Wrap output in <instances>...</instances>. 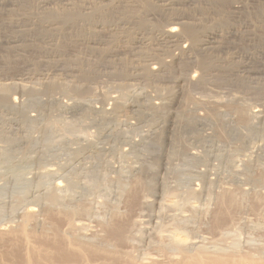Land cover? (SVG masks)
<instances>
[{
	"label": "rangeland",
	"instance_id": "obj_1",
	"mask_svg": "<svg viewBox=\"0 0 264 264\" xmlns=\"http://www.w3.org/2000/svg\"><path fill=\"white\" fill-rule=\"evenodd\" d=\"M46 1L50 4L53 3V4H51V8L54 9L55 12L58 11L57 13L60 15H58L56 13L53 14V13H49V12H45V11H40L39 10L40 8L38 7L37 4H36L37 6L32 7L33 2H31V1H28L26 3V5H25V3L20 2L19 4H16L14 6L16 8L13 7V9H11V7H9L10 9H8L7 6H6L7 9L5 7H1L4 9L0 8V76H1L0 78H2V77H3L2 79H9V78H14V77L16 78L17 74H20V72H22L23 74H25V72H28V73H26L28 76H29V74H30V76H33V75H36L37 73H41L40 71H42V69H44V66H47L46 68L50 67L49 69H55L56 67H58L60 65V66H65L66 69L71 68L73 70H77V69H80L78 66L79 62L89 61L91 64H94V67L95 66L98 67L97 68L98 72L94 76L93 80H91V81L88 80L87 83L81 81L80 84H82L84 86L89 85L92 88L94 94L98 93V94H96L98 96L102 94L101 96H99V101L95 103V104H97V103H99V104H97V105L94 104V107L97 106L98 108H100L101 106H106V107L112 108V105L110 104L111 102L108 100L111 90L109 91V88H107V86L113 87V86H116V84L117 85L122 84V83L125 84V80H124L125 77L129 76L130 74H135L137 72L136 71L137 68H139L142 65L141 62L143 61V59H145L144 57H151V56H155V54L156 55L158 54L157 55L158 57H156L158 62H157V65H155L158 68H161V66L163 68L164 64L165 65L172 64V62H175V61H177V59H181V57H182L181 56L182 54L180 53V51H178L179 48L177 49L175 47H173V48L171 47L172 48L171 49V48H167V47L163 46L161 43L155 42L156 41L155 38L157 37L159 32L158 31H154V32L151 31L152 34H149L148 31L145 30L146 26L142 23H136V25L132 24L133 26L132 25L129 26V25H127V23L126 24L125 23H118L116 29L113 28L110 31L113 34L110 33L109 31H103L104 33L107 32L106 34H109V35H106L103 32H100L101 34H99L95 29V32H97L96 36H97V34L102 35V37H105V36L109 37L110 35H112V36H110V42L107 40L105 42V40L101 37L104 41L103 45L101 43V47H100V44H98V45H95L96 48H94L95 46H94V44H92V41L95 40L96 42H99V41H102V39L100 38V40H99L97 38L98 39L97 40V39L92 38L90 41L91 36L89 35V37H88L89 39L86 38V36L84 34L85 30L84 31L83 30L78 31L79 32L78 33L77 30L75 29L76 26H78V25H79V27L82 26L83 28H86V25H85L86 23L85 24L84 23L79 24V22H77L78 25H76V26H75V22L73 20H69V21L64 23V21H62L59 18L72 19L71 18L72 16H69V14L66 11H62V9H66L67 7L64 6L65 7L64 8L62 5V2L60 0H58V1L57 0L56 1L55 0H53V1L46 0ZM75 1H76L75 5L81 8L82 6L85 5L84 2H92L93 0H75ZM118 1L120 2V0H118ZM121 1H123V0H121ZM134 1H136V0H134ZM155 1H157L158 5L161 1H164L163 3L162 2L160 3V5L162 4V6L165 4H170V3L174 4L173 6H171L172 10H166V11L171 12L170 17H168V18H176V16L177 17L178 16L179 17H185V18H192V17L195 18L196 17L197 23H200L198 26V31L202 30L201 32H203L204 34L207 32V33H209L207 35H210V33H211V34H215L217 36V39H218L217 41L219 43L217 46L216 45L215 46L217 48L221 47V49H217V50L216 49H208V50H205V52L208 51L211 55H213V56L216 55V57L214 58L215 62L221 61L220 64H223V66L226 67V69H224V71L225 70L228 71L229 68L234 69V70H238L239 67L241 66V63L242 64L245 63L248 66L251 65V66H254L257 68L260 66L261 67L264 66V0H154V2ZM91 4L95 7L99 6V4L96 0H94ZM236 5L241 10L240 9L234 10V6H236ZM232 6H233V8H232ZM160 7H159V9H160ZM260 7H262L263 9L259 10ZM37 8H38V10H37ZM162 8L167 9L168 7H162ZM168 9H170V8H168ZM32 10H33V12H31ZM109 10H110V8H109ZM233 11H234V13H233ZM236 11L239 13H237ZM61 12H63V13H61ZM64 12H66V13L64 14ZM117 12L118 11H116V12L114 11V13L113 12L111 13V11L105 12L107 14H105V13L100 14L99 12H94L93 14H91L89 16V18H94V17L96 18L99 15L101 16V15L105 14L104 16H102L103 19H107V18L112 16L109 19L113 20L114 18H117V16H118L117 19H121L119 21H122L123 19H125L124 22H127L129 20V17H131V15L129 13H128L129 16L127 15V12H122V13H120L121 11L118 13ZM151 12L157 13L158 11L157 12L151 11ZM108 14H110V15L112 14V15L108 16ZM114 14H115V17H113ZM94 15H96V16H94ZM121 16H123V17H121ZM126 17L128 19L127 21H126ZM78 18H81V16ZM84 18H86V17H84ZM146 18L151 19L152 17L148 16ZM75 19H76V17H75ZM109 19L106 22L110 21ZM51 20H53V21H51ZM59 20H61L62 22ZM184 21H186V20H184ZM53 25H55V26H53ZM101 25H105V24L101 23ZM14 26L15 27L16 26L17 27L22 26L24 28H20L21 29L20 30L17 27L13 28ZM68 26H69V28H68ZM73 26L75 27V28H73V30L75 29L76 33H75V30L74 31L72 30ZM118 27L120 28V30ZM133 27H135V29ZM50 28L52 30L60 29L59 31H61L63 29L62 30L63 32L60 33L59 31H57V32L52 31ZM65 28H68V29L66 30ZM141 28H142V30H141ZM205 28L207 31L205 30ZM138 29L141 31V33H140V31H138ZM144 30L147 32V34H145ZM179 30L180 31L178 33H181L182 28L180 27ZM204 30L206 32H204ZM127 31H129V34ZM118 32L120 34H118ZM21 33H22V35H21ZM142 33H144V34L141 35ZM79 34H81V36ZM126 34L130 37H126L127 36ZM114 35H116V36L114 37ZM154 35H156V36H154ZM57 36H59V37H57ZM78 36H80V37H78ZM84 36H85V38H84ZM141 36H143L144 38H142ZM81 37H83V38H81ZM134 37H135V39H134ZM11 38H13L12 40L16 41V43H14V45L12 44L13 47H12V45L9 46L8 44H5L6 46L2 45L6 41L10 40ZM136 38H137V40H136ZM146 38H148L149 42H147ZM183 38H181V40L183 42L181 41L182 43L181 42L180 43L183 46L185 44V46H186L185 48H187L188 50L190 49V47H191V49H193L194 43L185 36H183ZM120 39H121V41H120ZM140 39L142 40V43L144 42L143 44L137 43V41ZM151 39H152V42H151ZM18 40H19V42H18ZM77 40H78V42H77ZM80 40H84L85 41V42L83 41L84 44H82V42ZM115 40L117 42H115ZM155 44L159 45V46H156ZM113 45H114V48L112 49L111 47H113ZM84 46H85V48H84ZM102 46H103V48H102ZM105 46H107V48H104ZM141 46L144 48H141ZM215 46H212V47H215ZM136 47H137V50H136ZM12 48L14 49L13 50L14 53L12 51ZM90 48H93V49H91V51H90ZM100 48H102V49H100ZM157 48H159L160 51H154ZM108 49H110L111 51ZM101 50L103 51L101 53H103L104 55L105 54L108 55V56L103 55L105 60L103 58L99 59L98 57H96V55H97L96 53L100 52ZM131 50L134 53H131ZM15 52H17L16 56H15ZM159 52H161V53H159ZM66 55H68V56L70 55V56L68 57ZM161 55L162 56L164 55V56L162 57ZM176 55H178V56H176ZM183 56H184V58L187 57L190 62H188V64L185 66L182 65L181 68H188V69H186L188 71V74L193 73V75H195L193 80L199 81L201 79L200 77H203V69L199 65L200 62L203 60V59H201L202 57L199 56V58H197L198 59V61H197V59L196 60H195V58L193 59V57H195V55H192L191 52H188L187 54H185ZM151 58H153V57H151ZM98 61H101V62H98ZM103 61L106 62V64H104V66L102 63ZM63 62H65L66 64ZM76 62H77V64H76ZM111 62H112V64H111ZM122 62L125 65V66H123V67H125L124 70L128 71L127 72L128 75H114V73H115L114 70L117 71L118 68H121ZM191 62H193V63H191ZM97 63H99V64H97ZM114 63H117V64H114ZM197 63H198V65H197ZM250 63H252V64H250ZM113 64L116 66H113ZM131 64H134V66ZM217 64H219V63H217ZM215 65H216V63H215ZM73 66L75 67V69ZM237 67H238V69H237ZM84 68H87V66H85ZM111 68H113L114 70H112ZM107 69L110 72L112 71L113 73L112 72L110 73ZM176 69H177V71L175 70L176 74L174 73L175 77L180 76V74L178 73V67L177 66H176ZM190 70H192V71H190ZM98 73L100 76L98 75ZM164 74H165V76L162 75V77L160 79L154 80L156 82V84H154V85L155 86L157 85L156 87L154 85H147L148 87L147 88L145 87V88H146V91L147 90L150 91L149 93H151V95L154 97L156 96L155 94L158 92L155 88H159L160 90L162 89L163 91L166 90L165 91L166 94L165 93L164 94L167 96V98L169 96V93H171L172 91L174 93V90H175V93L179 94V96L182 94L180 97L181 99L178 96L177 99L174 98V100L171 101L172 103L174 102L175 105H174V108L172 110H169L171 112L169 113V115H167V116H171V117L167 118V119H169L168 120L169 123L170 124L172 123L174 125L177 123L176 124L177 126L179 124V121H180V125L184 124V123H181L184 121L176 119V117L174 116L175 113H173V110L175 112L176 109L182 110V108L186 109V107H187L186 110L195 109L196 110L195 114H197L199 117L200 116L201 117H208V118L211 117L214 122L217 120V119H215L216 118L215 117L216 115L214 114L215 111H228L230 109L229 111H230V114L232 113V116L230 115L231 117L229 116V118L235 119V122H237L239 120V116L234 111V107L236 105L232 101L237 100L238 97L241 96L240 97L241 99L239 98V100H243L245 102L244 106H246L248 109L252 105L257 103V100L258 101L261 100V97L258 96L257 92H255V91L250 92L249 89H247L246 87L244 89L240 88L239 82L234 81V83L236 85L234 83L230 82V81L235 79L234 76L228 78L229 83L225 82V81H220V80H219L220 82L214 81V80H216V79H213L214 78L213 76H215V75H213V76L211 75L212 78L210 76H208V77H210L209 80H213V81L207 82L208 86L206 85V88L208 90L206 89L207 91H204L202 93V91H198V89H195L194 90L195 92L192 91L191 92L192 94H191L190 92L186 93L185 89H190V88L192 89V87H190V86H193L192 84L189 85L187 83V84H185L186 86L185 85L178 86L180 89L176 85L172 84L171 82H170V84L173 87L169 86L170 85L169 81L166 82V80L170 76H167V73H164ZM14 75H16V76H14ZM242 75L243 74L241 73L240 76H242ZM231 78H233V79H231ZM54 79L57 82H63L65 84H71V83H76L77 81H80V80H78V78L73 79L75 81H73L72 79L62 81L60 79L58 80L56 77ZM54 79H53V81H54ZM98 80H100V81H98ZM103 80H105V81H103ZM41 81L40 82L43 83V80H41ZM67 81H69V82H67ZM101 81H102V83L100 84ZM157 81H158V84L159 83L161 84V86H160V84L159 85L157 84ZM7 82L10 83V81L0 82V83L1 84L2 83L8 84ZM92 82H93V84H91ZM106 82H108V83H106ZM95 83H97V84H95ZM109 83H111V84H109ZM227 83H228V85H227ZM11 84H12V82H11ZM86 84H88V85H86ZM102 84H104L103 87H102ZM165 84L167 87H164ZM187 85H188V87H187ZM6 87L8 88L7 93L9 95H11L12 98L13 97L16 98V103L18 106H21V105L26 103L25 102V101H27L26 97H21L18 90H15L14 87L11 85H8ZM163 87L165 88V90L163 89ZM184 87H186V88H184ZM95 88L98 90H95ZM166 88H168V89H166ZM170 89H172V90H170ZM103 91H104V93H103ZM199 93H201V94L199 95ZM215 93H217V95ZM233 94L235 95V97L233 96L235 98V100H234V98L232 99ZM54 96H56V98H59V96H61V95H60V93H55ZM103 97H104V99H103ZM67 98L68 97H63V101L66 102ZM42 99L44 102H48V100H49V99H47V97H44ZM182 99H184L185 101L183 102ZM186 99H187V101H186ZM215 99H217V100H215ZM255 99H256V102H255ZM102 102H103V104H102ZM175 102L178 104V106ZM189 103H191V104L188 105ZM213 103L216 106L218 105L217 106L218 109L220 107L221 110L216 109V106ZM107 105H109V106H107ZM179 105H184V106H180L181 107L180 108ZM212 107L215 109L213 110ZM231 108H233V109H231ZM26 110L28 111L27 114L29 115V117H31V115H32V118H35L38 116V113H39L38 110L33 109V108H28ZM211 110H213V111L210 113ZM35 112H37V113H35ZM125 113H127V112L125 111ZM125 113L123 112V113H117V115L115 114V116H116L115 118L116 119L119 118L120 120L117 119L119 122L122 121V123H121L122 126L120 125V128H118V129L120 130V132H122V136L125 137V141H122V143L118 142L120 145L119 144L116 145V146H119V149H120L119 153H121V154H119L118 152H115L108 157L106 156V158L103 160V168H101V170H100V176L96 177V183L97 184L94 187H90L91 188L90 192L86 193L87 195L86 194L84 195L83 199H85V200L82 199L84 201V203L86 204V205L85 204L84 205L88 209L87 217L86 216L81 217L82 221L83 222L85 221L84 222L85 224L88 223V224H86L87 225L86 228L88 230L85 229V231L83 230L82 233L87 234L88 235V236L86 235L87 237H90L89 235L92 233L91 234L92 238L98 237L100 241L102 239L103 242H107V243L109 242L108 244L112 245L114 242L113 241L110 242V240H112V239L107 234L108 233L107 232V226L110 228V226L113 224V221L117 219L118 221L116 220L117 222H114V223H119V224H121V222L123 223V226H125V232H127V234L126 233L125 234H126V236L129 234L128 236L130 237L131 241L125 245L115 243L113 245H118V246L114 247L112 245V248H115L114 251L116 253L126 252L135 261L136 264L140 263V261L142 260L141 259L142 257H140V251H138V250H140V248H138L140 243H138V242L140 241V239H142V237H144V236L145 237H154L153 235L157 236L158 233L161 234V236H163V237L171 236V235L175 234V232L177 231V227H180V228L182 227V230L184 231V233L186 235L185 238L186 239L188 238L187 240H193V241L195 240L197 242H201L202 246L204 248H206L208 251H213L214 248L215 249H221L222 251L225 252L224 253L225 256L226 257L229 256L230 258H241L245 255H249V256H252L254 258H257L259 255L258 253L261 252V254L263 253L262 258L264 260V186L263 185H255V184L252 185L250 181H247V179L249 180V178H246L248 176H245L246 175L245 167L247 166V164L250 167L251 166L253 167V165L255 166V167H253L254 169L251 168L252 173L250 175L251 176L253 175L252 178H255V177L261 178L264 176V163H259L258 161H256V155L258 154V152H257L258 150L256 148V145H254V143H252V145L250 144L251 146L249 145V147H247V148L244 147V148H246L245 152L243 151V153H241L239 155L238 159L236 157L237 160L235 159L232 162L234 165H237V166H234L235 172H237V173L239 172L238 175L235 174L238 177L237 178V177H232V176H235L234 174H232L230 172H229L230 174L227 173L226 172L227 170L225 169L226 167H224V165H222V164L220 165L219 164L220 162H218V161L215 162L214 160H208L211 158L204 157L205 156L204 155L205 150L207 153L208 148L205 147L202 139L207 138L208 136H211L214 134V136L219 135L218 139L215 136L216 140L219 141V138H221V137H223L222 139L224 140L225 133H224L223 129H222L223 132L222 131L220 132V130H221L220 127H215V126L210 124V125H205L203 128L199 127L198 128L199 130H197L196 132L195 131L190 132L191 135H189V136H187L189 133H186L183 131L180 133L181 135L177 133L179 131L176 132L180 136L175 135L176 133L175 134L173 133L174 136H173V134L170 135L171 137L172 136L175 137L174 140H172V141L176 145H178L177 142H179L182 138L185 139V140L182 139L179 142V145H181L180 143H182L181 146H182L183 150H184L183 145L185 146L187 144L185 146V150H187L188 152L190 151L191 153L194 151V153L196 152L195 155L200 156V157L202 156L205 158V160L207 159L206 162L208 164L210 163L209 165H211L209 169L214 172V173L213 172L212 173L216 177L215 178L214 176H211L210 179L212 177H214V180L213 179H211V180H212V183L213 184L215 183V184L212 185V183H211V186L209 187L210 190L207 191L206 189L208 187L206 188V186H204V187L200 186L201 184L198 181H197V184L193 182V184L190 185L187 181L186 182L184 181V178L180 177V180H182V179L183 180H182V182H178L179 180L177 181L176 176L170 170L171 169L177 170V171L178 170H184L187 167L182 166V164L180 163L178 158L170 157L168 159L169 166H167L170 169L168 168L167 171H164L163 172L164 174L162 173L160 177H161V179L164 178V182L166 184H168L167 187H169L170 190L171 189L174 190L172 193H170L171 195H168V196L165 195V196H167V197L171 196L173 198V200H174L173 204L174 205L171 206V208L172 207L173 208L175 207V208H174V210L171 209L172 212L170 211V209H168L167 210L168 212L166 211L167 213H165L166 209H164V210L160 209L159 214H156L157 211L153 212L155 214L152 213L153 215H156V217H158V218H159V216L161 217V218H159L160 221L158 220V222H159L158 228L156 226L155 228H157V229L154 228L152 230L153 231L152 232L149 230V227L147 225L142 224L143 222H141V223L137 222V221H141L139 216L141 217L142 215L146 214L145 213L146 211L143 209L144 208L143 204H148V203L151 204V201H152V199H150L151 198L150 196L147 197L146 191H143L145 189L143 188V190H142L143 192L142 191H140V193L138 192L139 195L135 198L136 203H133L134 206L132 204L133 207L130 206L129 203L127 204V200H129L130 195H131V194L129 195L128 192L131 193V192L135 191L134 189H136V191L138 189V187H136L134 181H136L135 179H137L139 177V175H138L139 173H137V171H139L138 169L141 168L140 162L136 157H133L132 155H128L126 157L122 156V153H126L129 151V148L127 146L128 143H126V141L127 142L129 140H133V141L138 140L139 141L142 138V136H145L148 134V131H147L148 129L144 128V130L141 129L140 131H133V130L129 129L128 126L123 127L124 126L123 123L125 122L124 121L125 118H126L125 120H127V122L129 121L130 123H132L131 121H133V123H136L135 119H133V118L130 119V117L132 115H130L128 113L125 114ZM211 114H214V115L212 116ZM208 115H210V116H208ZM120 116H121V118H120ZM62 117L64 118L65 122L66 121L67 122L74 121V118L70 114L64 113V114H62ZM172 117L173 118L175 117V119H173ZM229 118H227L226 121H229ZM224 123H226V122H224ZM168 124H166V125H168ZM217 125H219V124H217ZM214 127L216 129H214ZM121 128H122V130H121ZM217 128H218V130H217ZM39 129L37 127V129L35 128V130L34 129H32V131L30 130L32 133L31 132L27 133L26 137L28 139L30 138L29 139L30 142L32 141L33 143H31V145H25V149L23 151V153L24 152L26 153V151L28 149H30L32 152L29 150L30 155L29 154L28 155L34 159L41 157L42 152L44 151L43 148H40L41 144H39L40 143L39 138H41L40 131L42 130V129H40V130ZM81 129H79L75 133V135L73 134V136L69 135V134L60 135L59 133L61 131L56 133V135H59L60 138L61 137L65 138L69 135L68 136L69 139L74 140V141L75 140L79 141L81 144H84V145H86V143L92 144V145L94 144L97 147L98 146L100 147L102 145L100 143L101 141L98 140L99 139L98 130L95 127L92 128L91 125L87 124V125H83V127H81ZM127 129H129V131ZM211 130H213V131H211ZM91 132H93V136H92ZM143 132H146V133H143ZM217 133H220L221 135L217 134ZM182 135H184V137H182ZM170 136H168V137H170ZM37 137H39V138H37ZM173 137H172V139H173ZM176 139H177V142L175 141ZM222 139L220 140V142H222V143L227 142L226 141L227 138H225L224 141ZM182 141H184V142H182ZM195 141H196V143H195ZM173 143H172V146H173ZM109 144L113 145L112 143H108V145ZM199 144H200V146H199ZM235 144H236L235 147H237V148L239 146H240V148L242 147V143H238V144L235 143ZM1 145L4 146L3 144H0V148L2 147ZM32 145H34V146H32ZM28 146H30V147H28ZM172 146L170 145L171 148H172ZM106 147H108V146H106ZM76 148H78L77 144L75 146L72 145V149H76ZM22 149L23 148H21V150ZM191 149H193V150H191ZM248 149H250L251 155H250ZM255 150H256V152H255ZM246 151L249 154L246 153ZM38 152H39V154H38ZM117 154H119V155H117ZM198 154H200V155H198ZM57 156H56V158H54L52 160H51V158H49L50 161L48 159L47 160L44 159L45 161H40L41 163H39V166H35V164H36L35 163L34 166H32L29 170H27L25 172V175H23L24 177H22V181L28 182L29 183L28 186H21L20 183L14 184L13 179L11 177L5 175L4 172L0 171L3 173V176H0V190H2V192H0V205H2V206H0V228H6L5 223H7L9 220L10 221L12 219H13V221L15 220L14 221L15 223L13 221L11 222L10 232H7V231H9V228H6V231H4L5 237L3 236V234H0V264H34L35 255H34L33 250H35V249L40 250L41 248H43L49 254L48 262L45 264H128L129 261L127 262V260L125 258L119 257V256L107 257V256H109L108 254H107V256L103 255L106 253H99V254L98 253L97 254L92 253V254H89L87 256L86 255H79L77 257H70L69 256L68 253L71 252V249H74L73 240H72V236L70 233V228L66 226L65 221H62L61 218L55 217V218H57L56 220H58V219L59 220L58 221L55 220L56 223H54V221H53L54 218L46 215L45 210H47L48 207L44 204L41 205L42 202L40 204L37 202V200H35V199H37L36 198L37 194H39V195L43 194V191L45 189H46L45 191H47V189H50V188L52 189L53 183H55V185H56V183H58L57 180H60L59 183H60V185L62 183V185H61L62 187H63V185H65L63 189L58 188V189H60V192H59L60 196H62L63 198L66 199V197L70 198V196L71 195L74 196V194H75L74 197H76V194H78V193H74V194L73 193L72 194L67 193L64 190V189H66V184H67L66 178H67V176L65 175L66 177L65 176L62 177L63 171L57 170L58 175L57 174L54 175L55 177L49 176V178L51 180L49 178L45 177V175H44L45 170H46L45 167H49L51 163L55 166L54 167L51 164L53 166V168H56V169H60L64 165L67 166L66 168H68L71 165L74 166L73 163H70L71 159L68 158L70 156H68L64 153H60V155L58 154ZM251 156H252V158H251ZM26 157H27V154H26ZM239 158H240V160H239ZM249 160H250V162H249ZM89 161H87L88 163L86 165V167H88V168L90 167V164L92 162V161H90V163H89ZM109 161H110V163H109ZM137 161H138V163H137ZM241 161H245V162H241ZM68 162H69V164H67ZM176 162H177V166H176ZM55 163L60 164V165L64 164V165L58 166ZM244 163H246V166ZM250 163H252L253 165ZM106 165H109V166L107 167ZM209 165H207V166H209ZM207 166L198 165L195 170L196 171L201 170V172H202L205 169V167H207ZM40 167H42V168H40ZM236 169H238V170H236ZM131 170L135 171L137 174H135V172L133 174V171H131ZM168 172H170V173H168ZM35 173H38L41 175H38ZM240 173H241L240 177L243 179H241L239 177ZM215 174H217L218 178ZM231 174H232V176H231ZM168 176H169V178H167ZM38 177H40V178L42 177L43 180L39 179ZM231 177L234 178L235 180L234 179L232 180ZM36 178H38V179H36ZM45 178H47V179H45ZM25 180H28V181H25ZM211 180H210V182H211ZM30 181H31V183H33V184L35 183V184L34 185L31 184ZM235 182H237V183H235ZM239 182H241V183H239ZM249 182H250V184H249ZM48 183H49V187H47ZM117 183L125 185L124 187H126L125 189L127 191L124 190L121 193L119 190L120 187L117 186ZM55 185H54V187H55ZM126 185H128V186H126ZM174 187H175V189H174ZM158 188H160V185ZM38 189H39L40 193L35 191ZM61 190H62V192H61ZM128 190H130V191H128ZM192 190H195V192L198 195H200V197L198 196V198H194V199L190 198L189 199L188 194ZM242 191H243V193H246V194H243ZM207 192H208V194H207ZM240 192H241V194H240ZM225 193L228 194V196H231L234 193L233 197L235 195L236 198L234 199V201H236V202H233L232 203L233 205L228 202L229 200H227L228 198H226L228 196ZM223 194H225V196ZM140 195H142V196L144 195V197L146 196L147 197V198L145 197L146 201L144 200V197H143V200H144L143 201L141 199L142 196H140ZM79 196L77 195V197H79ZM167 197H165V200H167ZM223 198H226V199H223ZM140 201L147 202V203H143V202L141 203ZM125 204H127V205H125ZM140 204H141V207H139ZM189 204H190V206H189ZM135 205H137V206H135ZM126 206H127V208H126ZM179 206H181V207H179ZM11 207H15L16 209L14 211H16V212L11 210ZM189 207H191V208H189ZM29 208H31L32 209L31 211L34 212V213L31 212V214L33 215V219H31V221L32 220L33 221L32 222L30 221L31 227L28 228V231L25 234L26 239L23 238L24 236H22V238H23L22 239L21 236L19 237L18 235H16L17 231H18L17 229L20 226L19 221L21 223V220H19V219H22L21 217H23V216H21V215L22 214L24 215V213H26L29 210ZM26 209H28V210L26 211ZM34 209H35V211H34ZM175 209H176V212H175ZM180 209H182V210H180ZM139 211L142 215L139 214ZM142 212H144V213H142ZM149 213L151 214V212H148V214ZM13 214H15V215H13ZM157 215H159V216H157ZM178 216L179 217L181 216V217L179 218ZM11 217H13V218H11ZM15 217H16L17 221H16ZM176 218L177 219L179 218L178 219L179 221H175V220H177ZM76 219L79 220L80 217H77ZM177 222H180V223H177ZM125 223L131 227L133 225V227L130 228ZM9 225L10 224H8V226ZM12 226H13V228H12ZM126 228H128V229L130 228V230H129L130 233ZM154 230L157 232L154 233ZM89 231H90V233H89ZM57 232H58L59 237L56 236ZM8 235H9V237H8ZM61 236H63V237H61ZM161 236L158 235V237H161ZM107 237L109 238V241H108ZM98 238H96V239H98ZM103 238H105V240ZM24 239L26 241V244H25V241H22ZM55 239H60L63 242V245H62V251L63 252L61 255H59L57 252L54 251ZM99 240H97V241H99ZM140 247H141V245H140ZM112 248H111V250H112ZM147 248H149L148 249L149 251L147 253L154 252V254L156 253V255H158L157 257L159 260L158 261L159 264H167L169 261L168 258H173V260H177V261H183L185 259L189 260V259L193 258L194 255H196L195 253H193L194 251L187 253V255H185V256H181V255H177V254H173V253L170 254L167 250L162 251V250H159V249H156L153 247H147ZM121 255H123V254H121ZM202 260H205V259H202Z\"/></svg>",
	"mask_w": 264,
	"mask_h": 264
},
{
	"label": "bare ground",
	"instance_id": "obj_2",
	"mask_svg": "<svg viewBox=\"0 0 264 264\" xmlns=\"http://www.w3.org/2000/svg\"><path fill=\"white\" fill-rule=\"evenodd\" d=\"M28 1L33 2L32 7L38 5V7L40 8L39 9L40 11H45V12H49V13H53V14L54 13L58 14L57 13L58 11L55 12V10L51 8V4H53V3L50 4L46 0H0V8L1 7H5L7 9V7H8V9H10L9 7H11V9H13V7L16 4H19L20 2H22V3H25V5H26V3ZM51 1H53V0H51ZM60 1L62 2L63 7L64 6L67 7L66 9H62V11H66L69 14V16H72L71 17L72 19H69V18H59V19L64 21V23L69 21V20H73L75 22V26L78 25L77 22H79V24L80 23H84V24L86 23L85 24L86 28H83L82 26H81L82 27L81 28L78 25V26H76V28L73 26L72 30H73V28H75L77 30V32L81 31V30H83V31L85 30L84 34H85L86 38H88L89 35L91 36L90 41H91L92 38H94V39L98 38L100 40L102 35H98L97 34V36H96L97 32L99 34H101L100 32H103V31H109L110 32L111 29H113V28L116 29L118 23H125V24L127 23V25H129V26L132 25V24L136 25V23H142V24H144L146 26L145 30H147L149 34H152V32H154V31H158L159 32V34L155 38V40H156L155 42L161 43L163 46H165L167 48H171V47L172 48L175 47L177 49L179 48L178 51H180V53L182 55L180 53L179 54L183 58L181 57V59H177V61H175L176 59L174 58L175 62H172V64H167V65L164 64L163 68L161 66V68H162L161 69V68H158L157 66H155V65H157V62H158V60L156 59V57H158L157 56L158 54L156 55L154 53L155 56H151L153 58L144 57L143 56L145 59H143V61L141 62L142 65L139 68H137V70H136L137 72L135 74H130L129 76L125 77V79H124L125 80V84H123V83L122 84H118V85L116 84V86H113V87H111L110 85H109L110 87L107 86V88H109V91L111 90L108 100L111 102L110 104L112 105V108H109V107H106V106H101L100 108H98L97 106L94 107V104L99 101V96H101L102 94L98 96V95H96L98 93L94 94L92 88L88 84H86L88 86H84V85L80 84L81 81L87 83L88 80H90V81L93 80L94 76L98 72V69H97L98 67H96V66L94 67V64H91L89 61H81V62H79L78 66H79L80 69H77V70H73L71 68L70 69H68V68L66 69L65 66H60V65L58 67H56L55 69H49L50 67L46 68L47 66H44V69H42V71H40L41 73H37L36 75H33V76H30V74L28 76L26 74L28 72H25V74L20 72V74H17V76L14 75V76H16V78L14 76H13L14 78H9V79H2L3 77L0 78V82L10 81V83L7 82L8 84H6V83L5 84H3V83L1 84L0 83V88H1L0 89V144L4 145V146L1 145L2 147L0 148V171L4 172L5 175L11 177L13 179V183L14 184L20 183L21 186H28L29 183L22 181V177H24L23 175H25V172L27 170H29L32 166H34L35 163H36L35 166H39V163H41L40 161H45L47 159L49 160V158H51V160H52V159L56 158V156L58 154L60 155V153H64V154L70 156L68 158L71 159L70 163H73L74 166H72V165L69 166L68 165L69 167L66 168L67 166H65L64 164L60 165V164H56L55 163L58 166L59 165L60 166L64 165L61 168L59 167L60 169H56V168H53L54 165L51 163L53 166L50 164V166L48 165L49 167H45L46 170H45V174L44 175H45V177L49 178V176L52 177V176L56 175L57 174V170L58 171L59 170L63 171V174L64 173L65 174L64 175L62 174V177L65 176V175L67 176V178H66L67 179L66 180V182H67L66 189H64V190L67 193H71V194L72 193L73 194L74 193H78V194H76V197H77V195L78 196L80 195V196L76 198V197H74L75 196V194H74V196L71 195L70 198L66 197V199L63 198L62 196H60L59 195L60 189H58V188H62L63 189L65 185H63V187H62L61 186L62 183H61V185L59 183L60 180H57L58 183H56V185H55V183H53V185H52L53 188L52 189L51 188L47 189V191H45L46 190L45 189L44 190L45 192L43 191V194H40V195L37 194L36 195L37 199H35L40 204L42 202L41 205L44 204V205H46L48 207V209L46 208L47 210H45L46 215L54 218V220H53L54 223H56L55 220L57 218H61L62 221H65L66 226L70 228V233H71V236H72L74 249H71V252L68 253L69 256L70 257H77L79 255H86L87 256V255L92 254V253H96V254L97 253L98 254L99 253H106V254H103V255L107 256V254H108L109 256H107V257H110V256L123 257V258H125L127 260V262L129 261L128 264H136L135 261L126 252H123V253L119 252L120 253L119 254V253H116L114 251L115 248H112V245L115 244V243L116 244H121V245L124 244L125 245V244H127V243H129L131 241L130 237L128 236L129 234L126 236L127 232H125V226H123V223L122 222H121V224L114 223V222L118 221L117 219H116L117 221L116 220L113 221L112 225L110 224L111 226L109 225L110 228L107 226V232L108 233L107 232L106 233L112 239V240H110V242L111 241L114 242L112 245L111 244L109 245L108 244L109 242L108 243L107 242H103L102 239L100 241L98 237H96L98 239H96L95 237L92 238L91 237L92 233L89 235L90 237H87L88 236L87 234H83L82 233L83 230L84 231H85V229L88 230L86 228L87 227L86 224H88V223L85 224L84 223L85 221L83 222L82 219H81L82 216H84V217L86 216L87 217V214H88V209L85 206L86 204L83 201V200H85V199H83L84 195L86 193L90 192V189H91L90 187H94L97 184L96 183V177L100 176V170H101V168H103V160L106 158V156L108 157V156L112 155L115 152L119 153L120 152L119 146H116V145L119 144V143H122V141H125V137L122 136V132H120V130L118 129V128H120V125H121L122 121L119 122L118 120H120V119L117 118L118 119L117 120L115 118L116 117L115 114L117 115V113H123V112L125 113V111H126L128 114L132 115L130 117V119L133 118V119L136 120V123H133V121H131L132 123H130L129 121L127 122V120H125L126 118L124 117L125 118L124 119L125 122L123 121L124 122L123 123V125H124L123 127H125V126L127 127L128 126V128L133 130V131H140L141 129L144 130V128L148 129V130L146 129L148 131V134L145 135V136H142V138L139 141L138 140L137 141L129 140L128 142L126 141V143H128L127 146L129 148V151L127 150L128 152L122 153V156L126 157L128 155H132L133 157H136L139 160V162H140L141 168L138 167L139 171H137V173H139L138 174L139 177L137 179H135L136 181H134L135 185H136V187H138V189H137V191H136V189H134L135 191H133L131 193L128 192V194L129 195L131 194V195H130V198L128 197L129 200H127V204L129 203V205L132 206L133 203H136L135 202L136 201L135 198L139 195L138 192L140 193V191H142L143 188L145 189L143 191H146L147 197L150 196L151 197L150 199H152V201L150 200L151 204H149V203L148 204H143V207H144L143 209L146 211L145 212L146 214L142 215L140 213V211H139V214L142 215V216L141 217L139 216L141 221H137V222H140V223L143 222L142 224L147 225L149 227V230L152 231L156 226L158 228V226H159L158 220L160 221L159 218H161L159 215H157V216H159V218L156 217V215H153V214H155L153 212L157 211L158 213L156 212V214H159V210L160 209H162V210L166 209L165 213H167L168 209H170V211L172 212V210H174V208H175V207L171 208V206L174 205L173 204L174 203L173 198L171 196L167 197L168 195H171L170 193H172L174 190H172V189L170 190L169 187H167L168 184H166L164 182V178L161 179V177H160L161 174L164 171L168 170V168H169V167H167V166H169L168 159L170 157L178 158V160L180 161L182 166H186L187 167L184 170H178V171L177 170H172V169L170 170L176 176L177 181L179 180L178 182H182V180H183L182 178H184V181L185 182L187 181L190 185H192L193 182L197 184V181H198L201 184L200 186H203V187L206 186V188L208 187L206 189L207 191L210 190L209 187L211 186V183H212L211 179L214 180L215 176L213 175L214 172L209 169L210 166H211V165H209L210 163L208 164L206 162L207 159L205 160L204 157L211 158V159H208V160H214L215 162L216 161L220 162L219 163L220 165L222 164V165H224V167H226L225 169L227 170L226 171L227 173L230 172V173H232L234 175L235 174L238 175L239 172L237 173L234 170L235 169L234 166H237V165H234L232 162L236 159V157L238 159L239 155L241 153H243V151L245 152L246 148L249 147L250 144L252 145V143H254V145H256V148L258 150L257 151L258 154L256 155V161H258L259 163H264V66L263 67L260 66V67L257 68V67L251 66V65L248 66L245 63L244 64L241 63V66L239 65L240 66L239 69L237 67L238 70H234V69H231V68L228 69L227 68L229 72L226 71V70L224 71V69H226V67H224L223 64H220L221 61L220 62L219 61L215 62L214 58L216 57V55L213 56L208 51L205 52V50H208V49H216V50L217 49H221V47L220 48L216 47L218 45V43H219L217 41L218 40L217 36L215 34H211V33H210V35H207L209 33L206 32L207 31L206 28H205L206 31L204 30V32H206L205 34L203 32H201L202 30L198 31V26H199L200 23H197V18L196 17L195 18L194 17L185 18V17H179V16L177 17L176 16V18H168V17H170L171 12L166 11V10H172L171 6H173L174 4H171V3L170 4H165V5L162 6V4L160 5V3L161 2L163 3L164 1H161L159 3V5L161 6L160 7L157 4V1L154 2V0H136V1H134V0L133 1L132 0H123V1H121L120 0V2L118 0H96L98 2L99 6L95 7V6H93L91 4L94 1L93 0L92 2H84L83 1L85 3V5L80 8V7L75 5V2H76L75 0H60ZM159 7H160V9H159ZM162 7H168L170 9H168V8L164 9ZM14 8H16V7H14ZM109 8H110V10H109ZM232 8H233V6H232ZM1 9H4V8H1ZM239 9L240 8L237 5L234 6V10H239ZM262 9L263 8L260 7L259 10H262ZM33 10L31 12H33ZM37 10H38V8H37ZM110 11H111V13L112 12L114 13V11L115 12L116 11H118V12L121 11L120 13L127 12V15L129 16V14H130L131 17H129V20L126 17V21L128 20L127 22H124L125 19H123V18H122L123 19L122 21H119L121 19H117L118 16H117V18H114L113 20H110L109 18L112 17L111 16L112 14L111 15L108 14V16L110 15L111 17H109L107 19H103L102 16L107 14L105 12H110ZM151 11H155V12L158 11V12L157 13H152ZM66 12H64V14ZM94 12H99L100 14L101 13H105V14L101 15V16L99 15L96 18L95 17L94 18H89V16L91 14H93ZM61 13H63V12H61ZM233 13H234V11H233ZM237 13H239V12H237ZM58 15H60V14H58ZM80 16H81V18H78ZM94 16H96V15H94ZM148 16H151L152 18L151 19L150 18H146ZM75 17H76V19H75ZM84 17H86V18H84ZM113 17H115V14H114ZM121 17H123V16H121ZM108 19L110 21L106 22ZM61 20H59V21H61ZM184 20H186V21H184ZM51 21H53V20H51ZM100 22L102 24H105V25H101ZM53 26H55V25H53ZM16 27L14 26L13 28H16ZM180 27L182 28V32L178 33L180 31L179 30ZM17 28L20 29V28H24V27L19 26ZM68 28H69V26H68ZM68 28H65V29L67 30ZM133 28L135 29V27H133ZM95 29H96L97 32H95ZM59 30L60 29H54L52 31H56L57 32ZM62 30L59 31V32L62 33L63 32ZM76 30H75V33H76ZM119 30H120V28H119ZM141 30H142V28H141ZM138 31H140V30L138 29ZM119 32H118V34H120ZM127 32L129 34V31H127ZM106 33H104V34H106ZM110 33H112V32H110ZM140 33H141V31H140ZM143 34L144 33H142L141 35H143ZM145 34H147L146 31H145ZM21 35H22V33H21ZM79 35L81 36V34H79ZM106 35H109V34H106ZM80 36H78V37H80ZM85 36H84V38H85ZM110 36H112V35H110ZM110 36L109 37L105 36V37H102V38L105 40V42H106V40L110 42ZM115 36L116 35H114V37ZM154 36H156V35H154ZM183 36L187 37L188 39H190L194 43V48L193 49H191V47H190V49L188 50L187 48H185L186 47L185 44H184V46L181 44L183 42L181 40V38H183ZM57 37H59V36H57ZM126 37H130V36L127 35ZM141 37L144 38L143 36H141ZM81 38H83V37H81ZM12 39L13 38H11L10 40L6 41L2 45H5V44H8L9 46L12 45V44L14 45V43H16V41H14ZM103 39H102V41H99V42H96L94 40V41H92V44H94V46L100 44V47H101V43H102V45L104 43ZM134 39H135V37H134ZM152 39H151V42H152ZM78 40H77V42H78ZM136 40H137V38H136ZM146 40H147V42H149L148 38H146ZM80 41L82 42V44H84L83 43L84 40H80ZM120 41H121V39H120ZM18 42H19V40H18ZM115 42H117V41L115 40ZM137 43L143 44L144 42L142 43V40L140 39V40L137 41ZM13 45H12V47H13ZM114 45H113V47H111L112 49L114 48ZM156 46H159V45H156ZM212 46H215V47H212ZM84 48H85V46H84ZM94 48H96V46ZM102 48H103V46H102ZM102 48H100V49H102ZM104 48H107V46H105ZM141 48H144V47L141 46ZM91 49H93V48H90V51H91ZM110 49H108V50H110ZM158 49L159 48H157L154 51H160V49L159 50ZM13 50L14 49L12 48V51ZM136 50H137V47H136ZM101 52H103V51L101 50L100 52L96 53L97 54L96 57H98L99 59L100 58L104 59V57H103L104 54L101 53ZM188 52H191L192 55H195V57H193V59L195 58V60L197 58H199V56L202 57L201 59H203L202 61L200 60L201 62L199 64L200 67H202V69H203V77H200L201 79L199 81L193 80L195 75H193V73H191V74L189 73L188 74V71L186 70L188 68H181L182 65L185 66V65L188 64V62H190L187 57L184 58V56H183V55L187 54ZM13 53H14V51H13ZM131 53H134V52H132V50H131ZM159 53H161V52H159ZM16 55H17V52H15V56ZM105 55H107V54H105ZM66 56H68V55H66ZM176 56H178V55H176ZM197 61H198V59H197ZM98 62H101V61H98ZM193 62H191V63H193ZM63 63H65V62H63ZM102 63H103V66H104V64H106L105 61H103ZM215 63H216V65H215ZM217 63H219V64H217ZM76 64H77V62H76ZM97 64H99V63H97ZM111 64H112V62H111ZM114 64H117V63H114ZM114 64H113V66H116ZM250 64H252V63H250ZM131 65L134 66V64H131ZM175 65L178 67V73L180 74V76H177V77L174 76V73L176 74L175 70L177 71ZM197 65H198V63H197ZM85 66H87V68H84ZM121 66L122 67L118 68L117 71H115L113 68H111L115 72L114 75H128V73H127L128 71L124 70L125 67H123V66H125V65H124L123 62L121 64ZM74 69H75V67H74ZM190 71H192V70H190ZM99 73H98V75H99ZM164 73H167V76H170L167 80L165 79L166 82L169 81V84L171 82L172 84L176 85L177 87L181 86V85H185L187 83L189 85L192 84L193 86H190V87H192V89L191 88L190 89H185L186 93H189V92L191 93L195 89H198V91H202V93L204 91H207L208 90L206 88V85L208 84L207 82L213 81V80H209L211 75L212 76L215 75V76H213L214 77L213 79H216L214 81H219L220 80V81H225V82H228V83H229V81H228L229 79L228 78L234 76L235 79L230 81V82H232V83H234V81L235 82H239L240 83V85H239L240 88L244 89L246 87L247 89H249L250 92L251 91L257 92L258 96L261 97V100L260 101L257 100V103H255L256 102V99H255V102H254L255 104L253 103L254 105H252L253 107L251 106L252 108L250 107V108L247 109V107L244 106L245 102L243 100H239V98L241 96H239V97L237 96L238 99L235 100V98H234L235 95L233 94L232 95V99L234 98L235 101H232V102L235 103V105L237 106V107L236 106L234 107V111L239 116V120H238L239 122L238 121L235 122V119H230L229 118L230 115L232 116V113L230 114V111H229L230 109L228 111H215V113H214L216 115L215 119H217L215 122L217 124H219V125H217L213 121V119L211 117H209V118L208 117H201V116L199 117L197 114H195V111H196L195 109L186 110L187 109L186 106H185L186 109L182 108V110H177L175 108L177 111L175 110V112H174V110H173V113H175V115L174 114L173 115L176 117V119L184 121V122H181V123H184L182 125H180V121H179V124L177 126L176 125L177 123L175 125L172 124V123L171 124L169 123V121H168L169 119H167V118L171 117V116H167V115H169V113L171 112L169 110H172L174 108V105H175L174 102L172 103L171 101H173L174 98L177 99L179 94L175 93V90H174V93H173V91L171 93H169V96L167 98V96L165 95L166 94L165 93L166 90L164 88V87H167L166 84L163 87V89L165 91H163L162 89L160 90L159 88H155L158 91L157 93L155 92L156 93L155 97L152 96L151 93H149L150 91H148V90L146 91V88L148 87L147 85L156 84V82L154 80L160 79L162 77V75L165 76ZM241 73L243 74L242 76H240ZM208 76H210V77H208ZM55 77L58 80L60 79L62 81L69 80V79L73 80V79H77V78L80 81H77L76 83L65 84L63 82L55 81V79H54ZM53 79H54L55 82L53 81ZM231 79H233V78H231ZM41 80H43V83H41L42 82ZM73 81H75V80H73ZM98 81H100V80H98ZM103 81H105V80H103ZM11 82H12V84H11ZM67 82H69V81H67ZM101 83H102V81L100 82V84ZM106 83H108V82H106ZM228 83H227V85H228ZM91 84H93V82ZM95 84H97V83H95ZM109 84H111V83H109ZM157 84H158V81H157ZM8 85H11V86L14 87L15 90H18L21 97H26L27 101H25L26 102L25 104H23L21 106L17 105L16 98H14V97L12 98L11 95H9L7 93L8 88L6 86H8ZM103 85L104 84H102V87H103ZM160 86H161V84H160ZM169 86H172V85L170 84ZM187 87H188V85H187ZM184 88H186V87H184ZM166 89H168V88H166ZM95 90H98V89L95 88ZM170 90H172V89H170ZM55 93H60L61 96H59V98H56L57 95L54 96ZM103 93H104V91H103ZM200 94L201 93H199V95ZM215 94L217 95V93H215ZM181 95L179 96V98L181 97ZM44 97H47V99H49L48 102H44L43 101L42 98H44ZM63 97H68L66 102L63 101ZM103 99H104V97H103ZM215 100H217V99H215ZM182 101L184 102L185 100L182 99ZM186 101H187V99H186ZM103 102H102V104H103ZM97 104H99V103H97ZM97 104H95V105H97ZM190 104L191 103H189L188 105H190ZM107 106H109V105H107ZM177 106H178V104H177ZM180 106H184V105H179V107ZM217 106H216V109H218ZM28 108H33V109L38 110V112H39L38 116L35 117V118H32V115L30 114L31 117H29V115L27 114L28 111L26 110ZM214 109L215 108H213V110ZM219 109H220V107H219ZM231 109H233V108H231ZM213 110H211L210 113ZM35 113H37V112H35ZM64 113L70 114L74 118V121H72V122H67L66 121L65 122L64 118L62 117V114H64ZM127 113H125V114H127ZM214 114H211V115L213 116ZM208 116H210V115H208ZM175 117L174 118L172 117V118L175 119ZM120 118H121V116H120ZM227 118H229V121H226ZM224 122H226V123H224ZM87 124L91 125L92 128L95 127L98 130V135H99V139L98 140L101 141L100 143L103 146L101 145L100 147L99 146L97 147L94 144L92 145V144H87V143H86V145H84V144H81L79 141H76V140L74 141V140H71V139L68 138L69 135H72V136H73V134L75 135V133L79 129H81V127H83V125H87ZM166 124H168V125H166ZM210 124L215 126V127H220L221 128L220 132L223 129V131L225 133L224 137L227 138L226 139L227 142H223V143L220 142V140L223 137L219 138V141L216 140V137L218 139L219 135L218 136L215 135L216 136L215 137L214 134L211 135V136H208L207 138L202 139L205 147L208 148L207 153H206V150H205V153H204L205 156L203 155L204 157H202V156L200 157V156L195 155L196 152L194 153V151L191 153L190 151L188 152L187 150H185V146L187 144L185 146L183 145V147H184V150H183V148L181 146L182 143H180L181 145H179V142L182 139H184V138H182L180 141L178 140L179 142H177V139H178L177 137L181 135L180 133L182 131L186 132V133H189L188 135L186 134L187 136H189V135H191L190 132H194V131L196 132L197 130H199L198 129L199 127L203 128L205 125H210ZM37 127H38V129L39 128L42 129L41 130L42 132L40 131L41 138H39V137H37V138H39V140H40V143H39V144H41L40 148H43L44 151L42 152V156L41 157H39L37 159H34V158H31L29 156L30 155L29 153L31 151L30 149H28L26 151V153L25 152L23 153V151L25 149V145H31V143H33L32 141L30 142V140H29L30 138L28 139L26 137L27 133L31 132L32 129H34V130H35V128L37 129ZM215 127H214V129H216ZM129 129H127V130L129 131ZM121 130H122V128H121ZM217 130H218V128H217ZM59 131L62 132V133L61 132L59 133L60 135H63V134L64 135L69 134V135L67 137H65V138H62V137L60 138L59 135H56V133H58ZM177 131H179V132H177ZM211 131H213V130H211ZM176 132L178 134H180V135H178ZM91 133H92V136H93V132H91ZM143 133H146V132H143ZM173 133L174 134L176 133L175 135H178L176 137L177 139L175 140L178 143V145H176L172 141L175 138V137H173L174 136ZM172 134H173V136H172L173 139L170 136ZM217 134H220V133H217ZM168 136H170V137H168ZM182 137H184V135H182ZM225 138H224V140H225ZM182 142H184V141H182ZM108 143H112L113 145H111V144L108 145ZM172 143H173V146H172ZM195 143H196V141H195ZM235 143H237V144L238 143H242V147H241L242 149L240 148L239 145H238L239 146L238 148L235 147V145H236ZM76 144H77L78 148L72 149V145L75 146ZM170 145L172 146V148L170 147ZM32 146H34V145H32ZM106 146H108V147H106ZM199 146H200V144H199ZM28 147H30V146H28ZM244 147H246V148H244ZM21 148H23V149L21 150ZM191 150H193V149H191ZM248 150H249V153H250V149H248ZM255 152H256V150H255ZM246 153H248V152L246 151ZM26 154H27V157H26ZM38 154H39V152H38ZM119 154H121V153H119ZM119 154H117V155H119ZM198 155H200V154H198ZM250 155H251V153H250ZM251 158H252V156H251ZM89 160L92 161V162L90 164V167L88 168V167H86V165L88 163L87 161H89ZM239 160H240V158H239ZM90 161H89V163H90ZM241 162H245V161H241ZM249 162H250V160H249ZM109 163H110V161H109ZM137 163H138V161H137ZM67 164H69V162ZM244 164L246 166V163H244ZM250 164H252V163H250ZM198 165H202V166L209 165V166L205 167V169L201 172V170L200 171H196L195 170ZM106 166L108 167L109 165H106ZM176 166H177V162H176ZM253 167H255V166L253 165ZM253 167L252 166L250 167L248 164L245 167V172H246L245 176H248L246 178H249V180L247 179V181H250L252 185L255 184V185H263L264 186V176L261 177V178H259V177L258 178L257 177L252 178L253 175L252 176L250 175L252 173L251 172V168H253ZM40 168H42V167H40ZM236 170H238V169H236ZM131 171H133V170H131ZM2 172H0V176H3ZM134 172L135 171H133V174H134ZM137 173L135 172V174H137ZM168 173H170V172H168ZM35 174H38V173H35ZM232 174H231V176H232ZM38 175H41V174H38ZM215 175L217 176V174H215ZM240 175H241V173L239 174V177H240ZM211 176H214V177H212L210 179ZM180 177H182L181 178L182 180H180ZM232 177H237V176L235 175V176H232ZM38 178L42 179V177L41 178L38 177ZM38 178H36V179H38ZM47 178H45V179H47ZM167 178H169V176ZM217 178H218V176H217ZM233 179L234 178H232V180ZM241 179H243V178H241ZM210 180H211V182H210ZM25 181H28V180H25ZM237 182H235V183H237ZM250 182H249V184H250ZM30 183H31V181H30ZM239 183H241V182H239ZM31 184H33V183H31ZM214 184L212 183V185H214ZM47 185H48L47 187H49V183ZM54 185H55V187H54ZM159 185H160V188H158ZM117 186L120 187L119 190H120L121 193L124 190H126L125 189L126 187H124L125 185H123V184L117 183ZM126 186H128V185H126ZM174 189H175V187H174ZM35 191L39 192V189L35 190ZM128 191H130V190H128ZM243 191H242V193H243ZM0 192H2V190H0ZM61 192H62V190H61ZM207 194H208V192H207ZM225 194H223V195L225 196ZM233 194L231 196H228V194H226L228 196L226 198H228L227 200H229L228 202L231 203V204L233 202H236V201H234V199L236 197H235V195L233 197ZM240 194H241V192H240ZM243 194H246V193H243ZM165 195H167V196H165ZM140 196H142V195H140ZM164 196L167 197V200H165ZM198 196L200 197V195H198L195 192V190H192L188 194V198L189 199L190 198H192V199L198 198ZM143 197H144V195L141 197L142 200H143ZM145 197H144V200L146 201L147 197L146 198ZM226 198H223V199H226ZM143 201H140V202L142 203ZM143 203H147V202H143ZM127 204H125V205H127ZM137 205H135V206H137ZM0 206H2V205H0ZM133 206H134V204H133ZM189 206H190V204H189ZM139 207H141V204H140ZM179 207H181V206H179ZM126 208H127V206H126ZM189 208H191V207H189ZM15 209H16L15 207H11V210L14 211ZM27 210L28 209H26V211ZM31 210L32 209L29 208V210L26 213H24V215L23 214L21 215V216H23V217H21L22 219H19V220H21V223L19 221V225L20 226H19L18 229L16 228L18 230L16 235H18L19 237L21 236V238H22V236H24L23 238H25V234L28 231V228L31 227L30 226V221H31V219H33V215L31 214V212L34 213ZM180 210H182V209H180ZM34 211H35V209H34ZM14 212H16V211H14ZM148 212H151V214L150 213L148 214ZM175 212H176V209H175ZM142 213H144V212H142ZM13 215H15V214H13ZM55 217H57V218H55ZM77 217H80V219L77 220L76 219ZM11 218H13V217H11ZM15 219H16V217H15ZM178 219L175 220V221H179ZM58 220H56V221H58ZM12 221H13V219L11 221L9 220L7 223H5V227L9 228V231H7V232H10L11 222ZM16 221H17V219H16ZM177 223H180V222H177ZM8 224H10V225L8 226ZM126 225H128V224H126ZM128 227L132 228L133 225H132V227L128 225ZM6 228H0V234H3L4 237H5V232L4 231H6ZM12 228H13V226H12ZM130 228L129 229L126 228V229L129 231ZM157 228H155V229H157ZM155 232H157V231L154 230V233ZM89 233H90V231H89ZM129 233H130V231H129ZM158 235L161 236V234L158 233L157 236L156 235H153L154 237H145L144 236V237H142V239H140V241L138 242V243H140L139 246H138V248H140V250H138V251H140V257H142L141 258L142 260L138 264H159V262H158L159 260H158V257H157L158 255H156V253L154 254V252L147 253L149 251L148 250L149 248H147V247H153V248H156V249H159V250H162V251L163 250H167L170 254L173 253V254H177V255H181V256H185V255H187V253H190L191 251H194L193 253L196 254V255H194L193 258H191L189 260L185 259L183 261H177V260H173V258H168L169 261H168L167 264H264V260L262 258L263 253L261 254V252L258 253L259 255H258L257 258H254V257L249 256V255H245V256H243L241 258H230L229 256L226 257L225 254H224L225 252L222 251L221 249H215L214 248L213 251H208L206 248H204L202 246L201 242H197L195 240L194 241L193 240H187L188 238L187 239L185 238L186 235H185L184 231L182 230V227L181 228L177 227V231L175 232V234H173L171 236L158 237ZM56 236L59 237L58 236V232H57ZM8 237H9V235H8ZM61 237H63V236H61ZM25 239L22 240V241H25ZM103 239L105 240V238H103ZM97 240H99V241H97ZM108 241H109V238H108ZM25 244H26V241H25ZM54 244H55L54 245V251L57 252L59 255H61L62 252H63L62 251L63 242L60 239H55ZM140 245H141V247H140ZM113 246L116 247L118 245H113ZM111 248H112V250H111ZM33 251H34V255H35L34 264H45V263L48 262L49 254L43 248H41L40 250H36L35 249ZM121 254H123V255H121ZM202 259H205V260H202Z\"/></svg>",
	"mask_w": 264,
	"mask_h": 264
}]
</instances>
